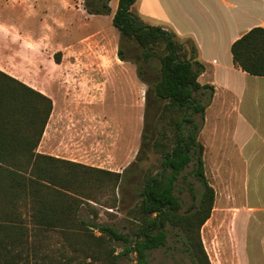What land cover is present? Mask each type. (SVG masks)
Returning <instances> with one entry per match:
<instances>
[{
	"label": "trees",
	"instance_id": "16d2710c",
	"mask_svg": "<svg viewBox=\"0 0 264 264\" xmlns=\"http://www.w3.org/2000/svg\"><path fill=\"white\" fill-rule=\"evenodd\" d=\"M135 1L118 0L112 24L119 32L120 60H127L124 44L136 42L144 62L159 61L160 77L145 93L136 159H148L152 150L160 156V170L144 173L139 201L128 212V233L88 222L79 213L97 190L111 191L113 200L107 205L115 206V191L124 185L128 167L116 172L38 152L52 99L0 69V264H118V241L125 253L135 254V264H150L149 253L166 244L167 225L182 233L191 264H212L201 228L210 217L215 192L205 176L204 146L198 137L214 89L198 81L204 65L196 59L194 44L188 40L187 48L174 33L146 24L132 10ZM109 2L84 0L83 5L89 14L102 15L111 12ZM231 53L236 66L264 76V28L255 26L235 40ZM137 75L146 81L140 67ZM151 93L163 102L153 120ZM191 161L202 190L197 203L181 211L175 182ZM54 234L57 248L50 247Z\"/></svg>",
	"mask_w": 264,
	"mask_h": 264
},
{
	"label": "rangeland",
	"instance_id": "374dc122",
	"mask_svg": "<svg viewBox=\"0 0 264 264\" xmlns=\"http://www.w3.org/2000/svg\"><path fill=\"white\" fill-rule=\"evenodd\" d=\"M71 1V17L65 20L54 11L66 7L64 0H21L20 6H15V0H0V69L50 94L51 150L86 160L88 164H81L88 166L98 165L116 172L128 167L124 185L115 191V206L107 205L111 204L113 194L103 189L94 192V201H88L89 207L84 203L79 212L88 222L109 224L128 233V212L139 201L144 173L160 170V156L152 150L148 159H136L144 128L145 93L149 83L159 79L160 65L157 58L144 62L136 42L124 44L127 60L118 58L119 32L112 24L115 2L110 4L109 14L83 18L74 17L82 0ZM178 41L190 47V42ZM139 67L145 82L137 75ZM206 99L207 94L201 96V101ZM148 103L149 120H153L163 102H157L151 93ZM195 117L199 121L198 114ZM218 125L222 126L221 121ZM198 138L204 146L205 176L215 192L213 209L201 228V238L212 264H228L239 257L241 243L236 220L239 211L245 213L244 208H239V199L247 200L244 181L254 174L228 169L223 161L221 129L211 134L205 117ZM50 139L48 133H43L37 151L45 152ZM193 169L191 161L175 182L174 193L182 202L181 211L195 205L202 190ZM166 230V244L149 253L150 264H191L180 230L170 225ZM250 235L254 254L259 240L254 225L250 226ZM52 239L50 247L57 248L59 243L55 241L59 242V238L54 234ZM115 247L118 264H135L133 252L125 253L120 241Z\"/></svg>",
	"mask_w": 264,
	"mask_h": 264
},
{
	"label": "crops",
	"instance_id": "0c3cea01",
	"mask_svg": "<svg viewBox=\"0 0 264 264\" xmlns=\"http://www.w3.org/2000/svg\"><path fill=\"white\" fill-rule=\"evenodd\" d=\"M64 2L65 8L54 11L59 19L66 20L71 17L68 6L72 1ZM82 2L75 8L74 17L93 15L84 9ZM112 2L117 7L118 0H110L109 5ZM19 4L21 0H15V6ZM132 10L146 24L160 26L174 33L176 39L194 44L196 59L204 65L198 81L214 89L205 109V124L211 134L221 129L223 161L228 169L254 174L244 181L247 200L239 199V208L245 209V213L239 211L236 220L241 243L239 257L228 264H264V76L252 75L236 66L231 53L235 40L255 26L264 28V0H136ZM48 129L50 117L44 131L50 139ZM52 145L50 139L42 153L88 164L86 160L54 152ZM251 225L259 236L254 254L250 248Z\"/></svg>",
	"mask_w": 264,
	"mask_h": 264
}]
</instances>
